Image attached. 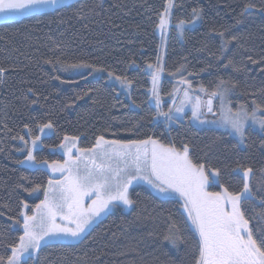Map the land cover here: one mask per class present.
Listing matches in <instances>:
<instances>
[{"label":"trees","instance_id":"trees-1","mask_svg":"<svg viewBox=\"0 0 264 264\" xmlns=\"http://www.w3.org/2000/svg\"><path fill=\"white\" fill-rule=\"evenodd\" d=\"M166 2L77 0L0 23V264L22 234L14 225L22 204L42 201L50 177L22 164L20 138L48 123L53 131L34 150L36 161H62L51 147L65 136L77 137L81 148L102 136L185 145L193 164L218 173L213 187L232 194L251 169L240 211L264 250V131L247 127L241 144L226 130L194 126L188 114L168 124L181 66L192 87L213 90L225 80L233 100L264 107V0H172L161 28ZM77 64L129 80L136 107L105 76L67 72ZM128 196L129 210L116 205L78 241L45 243L22 264H196L199 239L183 198L143 183L132 184Z\"/></svg>","mask_w":264,"mask_h":264},{"label":"snow or ice","instance_id":"snow-or-ice-1","mask_svg":"<svg viewBox=\"0 0 264 264\" xmlns=\"http://www.w3.org/2000/svg\"><path fill=\"white\" fill-rule=\"evenodd\" d=\"M57 2L58 0H0V10L43 7L55 5ZM172 7V0H167L165 11L161 14V28H164L165 16ZM245 7H251V5ZM151 67L149 65V68ZM0 71L3 70L0 69ZM159 71L160 69H156L153 72L154 84L159 79ZM179 110L177 109V111ZM209 111H211L210 107ZM196 114L197 109L194 108L193 115ZM228 123L237 134H243L241 119H232ZM261 124L264 125V121H261ZM44 127L51 128V124L44 125ZM38 139L39 137H36L33 143ZM68 139L65 137V140ZM149 144L153 145L150 174L154 180L149 179L148 176L144 178L148 179V182L154 187L159 188L161 192L172 189L184 198V207L200 238V256L196 264H264V250L253 239L248 221L240 211L241 201L250 197L248 177L251 169H246L243 173L245 182L241 192L232 194L225 190L224 194L208 193L204 189L210 182V177L205 173L204 165L197 166L189 159L187 146L184 147L183 152H179L175 148H165L151 139L122 143L120 141H105L101 136L97 139L95 147L114 146L113 151L116 155L130 158L128 163L135 167L136 173L139 175L142 171L149 170L147 149ZM133 147L136 149L134 154L131 151ZM68 152L70 154L71 149ZM27 159H34L31 152ZM93 163L95 164V162ZM69 164L70 160H66L62 165L56 163L53 166V171L67 168L71 172ZM95 167L102 175L107 166L102 162ZM121 171L118 170L116 175L119 176ZM137 175H127V179L119 180L114 191L107 179L93 183L95 177L91 171L85 176H70L66 178V183L57 182L58 192L49 198L48 191H46L45 200L36 206L41 210L39 224L36 223L38 219L36 216L25 215L23 235L19 237L18 245L12 248V254L8 257L7 264H20L22 255L29 249L35 251L39 248L45 237L59 233L72 237L78 236L84 231L93 216L108 209L114 201H121L125 205L131 204L132 201L128 197V185L137 178ZM211 175L214 178L218 173L213 171ZM93 191L96 199L88 208H84L83 195ZM225 204L231 206V211L226 209ZM65 205L67 206L66 213L63 212ZM58 214H61L62 219H70L75 224V228L56 224Z\"/></svg>","mask_w":264,"mask_h":264},{"label":"rangeland","instance_id":"rangeland-1","mask_svg":"<svg viewBox=\"0 0 264 264\" xmlns=\"http://www.w3.org/2000/svg\"><path fill=\"white\" fill-rule=\"evenodd\" d=\"M68 2L70 1L61 0L60 2H57L55 5H50V6H47L46 8H48V10L54 9ZM179 70L180 71H178L176 78H175V82H174L176 90L171 96L172 103H174V100L176 99V97H178V100L176 103L177 106H176V110L174 111V114L168 120L169 125L176 123L177 120L185 119L186 114H188V120L194 126L198 128L211 127V128H218V129L226 130L230 135L235 137L241 144H243L244 131L247 127L255 129L259 132L264 131V125L261 124V121H264V107H260L255 104L251 106H247L246 104L242 102L233 100V95L235 93L234 87L230 85L227 81L221 80V79L217 81L216 87L213 90H206L200 85H195L194 87H192L191 89L193 90L194 96L197 95L201 97L202 101H197L196 99H192L191 96L187 92L180 93V91H178V89H180L183 86L193 85V80L191 79L192 75L188 74L185 71L184 66H181ZM67 72L74 73V74H83L86 77H95V76H100V75L105 76V78L110 83L116 86L117 92L120 94H123L129 100V103L132 107H136V105L133 103L132 99L130 98V90H131L132 85L130 81L127 80L126 78L117 76L113 74L112 72L103 70L102 68H99V67H93L88 64L70 65L67 68ZM118 77L119 79H117ZM213 93H215V95H213ZM207 101L213 103V113H212L213 115L202 114L203 109H205V103ZM214 101L217 102V107L214 105ZM201 102H202V106H201ZM201 107H202V110H201ZM194 108L197 109V114L195 116L193 115ZM177 109H180V110L177 111ZM232 119H241L243 121V134L242 135L237 134L231 128L228 121ZM48 124H44V125H48ZM44 125H41L38 128V133L36 136L30 135L29 130L26 129L25 136L20 138V142H22L24 146V150L26 152V157L22 161V164L27 167H32V168L39 167V168L46 169L49 173L50 177L45 187L44 198L42 201L45 200L46 191H48L49 198H52L53 195L58 192L57 182L66 183L67 182L66 178L70 176L72 177L85 176L88 174L89 171H91L95 177V179L92 181L93 183L101 182L104 179H107L109 183L112 185V190L114 191L116 184L119 180L127 179V175H137L135 167L131 166L128 163L130 158L124 157V156H117L115 151H113L114 146L103 145L101 148H96L95 147L97 144V140H96L95 145L92 146L91 148H81L78 145V138L75 136H65V137H68L69 139L65 140V137H64L59 145L51 147L52 151L59 152L63 156L62 161H54V162L46 161V160L36 161L35 158L33 160H28L27 157L29 155V152H31V155L34 157V150L41 146L42 144L41 138L43 136L50 135L53 131L52 126L51 128H45ZM36 137H39V139L35 140V143H33V140ZM104 140L105 141H118V140H112V139H106V138H104ZM152 140L157 141L159 145H162L165 148H175L179 152H183V149L185 147V145H181V147L166 145L162 143L161 141H159L158 139H152ZM120 142L128 143L130 141H120ZM152 148H153V145L151 144L147 145V149L149 153V170L147 172L142 171L139 175H137V178L132 180V182L128 185V189L134 183H143L149 186L155 192H161L159 188L154 187L153 184L148 182V179L144 178L145 176H148L149 179L154 180V177H152L150 174V160H151ZM69 149H71L70 154L68 152ZM88 150H92V151H88ZM131 151L134 154L136 149L133 147ZM66 160H70L69 168L71 169V172H69L67 168L64 170L53 171V166L56 163L62 165L64 164ZM93 162H95V164ZM102 162L107 167L105 168L104 173L101 175L96 169L95 165H99ZM118 170H122L119 176L116 175ZM213 171L215 170L205 169V173L209 175L210 177V182L205 186L204 191L208 193L224 194L225 189L213 187L214 184L218 185L217 176L213 178L211 175ZM170 190H167L161 193L168 194L169 192L171 193ZM95 199H96V196L94 194V191L88 192L87 194L83 195L82 197L83 207L88 208L92 204V201ZM42 201H40L38 204H36L31 209L27 203L22 204V209L20 213L21 223L17 224L16 221L14 222L15 226H18L21 228L22 230L21 235H23V224H24L25 215L30 216V217L36 216L38 218L36 223L39 224V217L41 216V210L37 209L36 206L41 204ZM116 205H119L123 210L127 211L130 209L132 203L129 205H125L121 201H114L110 204L108 209H105L99 215L93 216L92 219L89 221V223L85 226L84 231L81 232L78 236L72 237L64 233H59L54 236L45 237L44 240L41 242V245L45 243L57 242V241L59 242L78 241L95 223H97L101 218H103L108 212L113 210ZM229 209L231 211L230 205H229ZM63 212L64 213L67 212L66 205L63 208ZM55 222L56 224L61 225V226H66L68 228H75V224L72 223L70 219H62L61 214H58L56 216ZM18 243L16 245H18ZM12 248H11L10 255L12 254ZM38 249L39 248H37L35 251L29 249L27 253L23 254L20 264H22V262L28 258L35 259ZM7 261H6V264H7Z\"/></svg>","mask_w":264,"mask_h":264},{"label":"water","instance_id":"water-1","mask_svg":"<svg viewBox=\"0 0 264 264\" xmlns=\"http://www.w3.org/2000/svg\"><path fill=\"white\" fill-rule=\"evenodd\" d=\"M61 0H59L58 2H60ZM70 1L68 3L62 4L54 9H57L59 7L68 5L74 1L77 0H67ZM47 6H43L41 9H37V10H24V11H18V10H8V9H4V10H0V23L4 22V21H8V20H14L16 18H20V17H24V16H28L31 14H36V13H41V12H46V11H51L54 9H50L48 10V8H46ZM27 9V8H25Z\"/></svg>","mask_w":264,"mask_h":264},{"label":"crops","instance_id":"crops-1","mask_svg":"<svg viewBox=\"0 0 264 264\" xmlns=\"http://www.w3.org/2000/svg\"><path fill=\"white\" fill-rule=\"evenodd\" d=\"M174 82H175V80H174ZM175 84V83H174ZM188 88H192V86H183V87H181L180 89H178V91H180V93L181 92H187L190 96H191V98L192 99H196L197 101H202V100H200L199 98H198V96L197 95H195L194 96V94L193 93H191V92H189V90H188ZM175 90H176V87H175V85H174V87H173V91H172V94L175 92ZM171 100H172V98H171ZM177 100H178V97H176V99L174 100V103H173V105H172V107H171V111H170V117L174 114V111L176 110V103H177ZM201 106H202V102H201ZM201 110H202V107H201ZM202 114H204V113H202ZM170 117H169V119H170ZM208 173V172H207ZM178 193V192H177ZM179 194V193H178ZM180 195V194H179Z\"/></svg>","mask_w":264,"mask_h":264},{"label":"flooded vegetation","instance_id":"flooded-vegetation-1","mask_svg":"<svg viewBox=\"0 0 264 264\" xmlns=\"http://www.w3.org/2000/svg\"><path fill=\"white\" fill-rule=\"evenodd\" d=\"M59 1V0H58ZM42 7H30V8H27V9H8V10H18V11H24V10H37V9H41ZM225 207H226V209L228 210V211H230V209H229V205L228 204H225ZM194 226V229H195V231H196V228H195V225H193ZM248 227H249V229L251 230V233H252V237H253V239L255 240V237H254V235H253V230L251 229V226L250 225H248ZM196 234H197V236H198V239H200L199 238V233L196 231ZM256 241V240H255Z\"/></svg>","mask_w":264,"mask_h":264},{"label":"built area","instance_id":"built-area-1","mask_svg":"<svg viewBox=\"0 0 264 264\" xmlns=\"http://www.w3.org/2000/svg\"><path fill=\"white\" fill-rule=\"evenodd\" d=\"M209 107L211 108V111H209ZM205 113H213V109H212V105L209 104V101L206 102V105H205ZM167 117V115H163V114H160V120L161 121H164L165 118Z\"/></svg>","mask_w":264,"mask_h":264},{"label":"bare ground","instance_id":"bare-ground-1","mask_svg":"<svg viewBox=\"0 0 264 264\" xmlns=\"http://www.w3.org/2000/svg\"><path fill=\"white\" fill-rule=\"evenodd\" d=\"M188 90L191 91V92L193 93V90H192L191 88H188ZM198 98L202 100L201 97L198 96Z\"/></svg>","mask_w":264,"mask_h":264}]
</instances>
